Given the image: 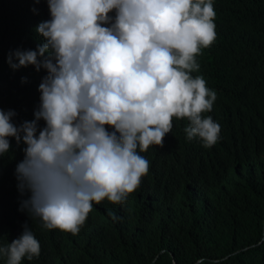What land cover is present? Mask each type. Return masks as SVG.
Segmentation results:
<instances>
[{"label":"clouds","instance_id":"1","mask_svg":"<svg viewBox=\"0 0 264 264\" xmlns=\"http://www.w3.org/2000/svg\"><path fill=\"white\" fill-rule=\"evenodd\" d=\"M48 6L51 19L36 28L44 42L8 56L13 70L33 65L47 75L34 120L17 126L16 113L0 109V156L10 150L9 138L23 140L16 174L21 192L31 195L22 207L44 228L76 235L93 202L122 205L140 187L150 168L140 153L164 146L173 117L189 121L188 141L211 148L220 139L221 126L202 115L212 111L217 93L191 75L200 68L201 48L216 39V13L213 0H48ZM40 252L27 225L0 246L7 264Z\"/></svg>","mask_w":264,"mask_h":264},{"label":"trees","instance_id":"2","mask_svg":"<svg viewBox=\"0 0 264 264\" xmlns=\"http://www.w3.org/2000/svg\"><path fill=\"white\" fill-rule=\"evenodd\" d=\"M213 7L216 39L201 48L191 75L217 93L202 115L221 126L220 139L211 148L188 141L189 121L173 117L164 146L140 153L150 162L140 187L122 205L93 202L78 234L46 229L22 207L31 193L21 192L16 167L26 145L9 138L0 156V246L25 225L41 246L21 264H264V0H213ZM50 19L48 0H0V109L14 111L17 126L35 119L47 70H13L8 56L35 51L44 42L36 28Z\"/></svg>","mask_w":264,"mask_h":264}]
</instances>
